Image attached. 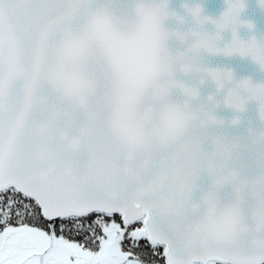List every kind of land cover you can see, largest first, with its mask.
I'll return each instance as SVG.
<instances>
[{"label":"snow or ice","instance_id":"obj_1","mask_svg":"<svg viewBox=\"0 0 264 264\" xmlns=\"http://www.w3.org/2000/svg\"><path fill=\"white\" fill-rule=\"evenodd\" d=\"M227 2L218 29L245 7ZM167 14V0H0V264H264V232L238 238L236 209L221 204L193 232L150 204L165 194L158 172L171 156L153 145V125L181 128L152 96ZM220 39L204 35L209 53L257 46L234 27ZM215 151L193 134L186 171H207Z\"/></svg>","mask_w":264,"mask_h":264},{"label":"clouds","instance_id":"obj_2","mask_svg":"<svg viewBox=\"0 0 264 264\" xmlns=\"http://www.w3.org/2000/svg\"><path fill=\"white\" fill-rule=\"evenodd\" d=\"M193 17L198 24H203L201 20ZM205 34L208 33L191 29L188 33H175L181 41L188 35L196 39L184 51L173 55L164 46V41L172 33L165 31L161 55L166 67L157 76L152 96L160 105L158 112L161 117L169 108L178 113L181 128L174 134L163 119L153 125L156 130L153 145L171 150V156L168 158L169 162L164 163L158 172L159 186L165 190V194L156 201H150V204L159 210L171 212L178 228L195 232L205 222L209 211L219 212L221 203L218 201L217 190L224 185H230L232 199L224 206L237 210L238 215L232 225L234 233L238 238L259 239L264 232V128L257 129L250 124L242 134L212 135L211 129L225 125V120L216 112L221 101L212 94L201 99L199 85L206 78H210L215 83L217 92L226 89L222 102L236 113L228 123L230 126H238L248 100L257 102L258 119L264 122V83H253L247 77L234 79L233 71L227 68H218L220 71L213 77L208 69L216 67H208L200 61L201 49L208 52L203 40ZM256 45L254 52L249 55L264 69V43L256 41ZM177 66L181 73L191 77L190 81L176 78ZM173 88L183 92L186 98L182 103L169 100ZM199 133L211 135L216 151L204 161V167L211 177V190L203 195V200L194 201L186 189L189 185L194 188L198 177L186 171L184 158L189 148V138ZM148 163L150 161H145L142 166H147ZM253 166L260 170L259 174L248 173V169ZM249 201L252 202L250 207ZM202 204L207 206L202 215L185 214L186 208L196 209Z\"/></svg>","mask_w":264,"mask_h":264},{"label":"water","instance_id":"obj_3","mask_svg":"<svg viewBox=\"0 0 264 264\" xmlns=\"http://www.w3.org/2000/svg\"><path fill=\"white\" fill-rule=\"evenodd\" d=\"M151 3H160L161 0H150ZM245 7L240 11L238 22L234 25L230 24L227 28L218 29L213 21L219 20L222 14L228 8L227 0H167L168 15L161 21L164 31L172 33L167 40L164 41V46L170 53L175 55L177 52L184 51L196 39L192 35H188L186 39L181 41L175 33H188L189 30L206 32L209 35H214L219 32L221 39L218 41V46L223 47L232 41L233 27L235 28L236 36L244 41H250L253 38L259 43H264V4L261 0H244ZM199 6L201 8V18L209 17L198 24L188 9ZM251 25V26H250ZM200 61L208 67L227 68L234 73V79L250 78L253 83H264V69L255 62L250 55H240L234 53L225 55L224 53H209L201 49ZM177 79L191 80V77L185 76L179 71L178 66L175 70ZM197 81L199 77H196ZM201 99H206L209 94H212L216 99L220 100V105L216 108L217 115L225 120V125L219 128L211 129V134H224L226 136H235L246 132V129L251 126L261 129L264 128V122H261L257 116V102L248 100L245 112L241 114L242 121L238 126H230L228 121L236 115L230 106L223 104V97L226 94V89L217 92L215 83L206 78L203 84L199 85ZM186 97L178 88H173L170 92L169 100L175 103H182ZM159 107V105H157ZM202 143V148L205 153H211L215 145L212 143L211 135L207 133H199ZM259 169L250 167L249 174H259ZM211 190V177L209 173L201 171L199 174L193 192L191 194L194 201H201L204 194ZM218 201L227 205L232 199V189L230 185H224L218 190ZM249 201V207L251 206Z\"/></svg>","mask_w":264,"mask_h":264}]
</instances>
